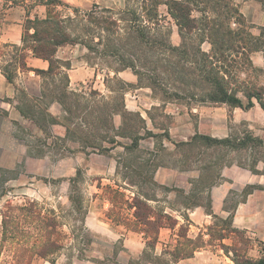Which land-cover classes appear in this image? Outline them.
I'll list each match as a JSON object with an SVG mask.
<instances>
[{
	"label": "rangeland",
	"instance_id": "rangeland-1",
	"mask_svg": "<svg viewBox=\"0 0 264 264\" xmlns=\"http://www.w3.org/2000/svg\"><path fill=\"white\" fill-rule=\"evenodd\" d=\"M10 1L0 0V25ZM38 1L17 0L16 5L25 4L31 12L36 11L35 14H38L40 6L34 8ZM76 1L77 5L64 4L57 7V11L65 18L74 15V8L88 11L94 5H99L103 8L119 10L127 3V0ZM234 2L237 4V0ZM160 13L163 20L173 28L172 40L178 44L180 42L178 29L170 18L166 5L160 7ZM194 15L199 16V13L195 12ZM26 26L27 23L24 24V28ZM232 27H238L234 20ZM250 31L255 35L260 34V30L256 28H251ZM73 47L76 49L68 52L67 56L76 55L75 61L81 64L79 68L82 69L78 75V82L73 87L74 91L96 90L104 96L112 95L105 82L109 71L101 66L96 67L97 69L91 67L86 62V50L80 46ZM204 49L209 50L210 46L206 44ZM65 53L67 51H61L59 56L62 58ZM20 54L10 46L1 48L0 66L3 68L11 57L14 59ZM71 64L73 67L72 62ZM110 76L114 74L110 73ZM118 77L127 83L137 84V76L130 70L120 73ZM17 81L21 85L20 79ZM248 81L264 87V70L249 72ZM110 88L114 90L117 86L115 83H110ZM170 105L175 106V115L166 118L165 113L168 114L167 107ZM45 106L48 108L47 104ZM126 106L129 111L139 112L147 120L148 128L154 133L159 134V128L168 127L175 142L186 141L196 133L223 139L245 131H249L264 142V111L257 103L250 110L234 109L227 105H194L188 108L179 104H167L164 111L159 95H154L152 90L131 88L126 94ZM49 109L61 122V107L52 104ZM121 121L120 117L116 118L118 126ZM153 124L156 129H153ZM3 125L5 135L1 139L3 151L0 152V222L4 216L13 211L14 222L7 225L14 226L20 231L19 233L25 234L26 238L16 242L7 241L2 236V226H0V264H45L42 258L36 256L41 251L37 248L39 242L37 228L52 223L54 219L58 233L56 239L62 246L58 252L48 257V260L54 261L55 264L127 262L128 264H175L180 261L175 260L171 255L176 246L184 252H190L195 245L207 247L206 251L213 253L211 256L215 258V264H234L232 257L235 250L241 256L247 254L251 258H256L262 251V243H260L264 237L262 219L256 218L253 223V216L245 215L243 220L249 221L251 229H236L235 233L230 231L236 227L224 220L228 218L229 213L235 214L241 202L248 198V192L264 189V150L242 152L223 150L210 156L212 162L223 160L225 166L221 169L219 166L215 167L206 176V184L214 182L208 189L200 190V192L205 190L201 196L204 198V204H207V192L211 195L213 189L220 185L229 188L223 205L228 216L216 215L219 219H214L213 216L207 219L205 223L207 225L202 228V233L193 244H190L187 240L190 238V223L183 219V222L178 221L180 223L178 227L174 222H171L172 226H167L164 221L165 228L174 229L171 233L166 231L164 233L166 236L161 235L158 228L159 213L173 215V218L176 215L171 211L188 215L184 210V199L179 197L176 191L190 192L201 187L197 181L199 169L210 159L204 160L200 151L195 157L186 156L184 159L176 155L175 146L167 140L164 144L168 151L162 154H159L157 139L142 140L140 153L150 161V169L143 173L141 181H137V184L132 186L124 178L126 170L120 167L118 174L115 168L120 153L123 152L121 147L106 154L90 153L91 151L82 153L76 151L68 142L64 143L57 139L58 136H64V129L58 125L53 126L49 123L45 130L42 129L43 131L35 124H9L5 120ZM254 159L261 160L257 168L259 174H253L240 165L241 163L251 165ZM159 164L164 167L159 168ZM78 171L82 174L81 181L73 188L70 181ZM247 178L255 180L254 190L247 189L248 185L241 184V180ZM69 197H72V200ZM137 200L149 206L148 212L142 210L140 213L145 218L152 217L155 223L150 227L139 224L134 217ZM79 204L83 206L82 210L78 209ZM259 208H262L261 211L264 213V204H259L256 200L248 207L247 213ZM89 214L93 222L101 223L103 226L108 225L107 235L93 233L87 227ZM256 228L260 230L259 233ZM191 230L194 235L198 232L195 228ZM221 235L227 238L221 240ZM25 239V243L22 244L21 240ZM129 244L137 246L133 249L136 251L131 252L126 247ZM20 246L22 248L24 246L21 252L17 250ZM33 246H36V250L32 248ZM27 247L33 250L28 252L30 249H26ZM139 248L141 250L143 248L142 254L137 251Z\"/></svg>",
	"mask_w": 264,
	"mask_h": 264
},
{
	"label": "trees",
	"instance_id": "trees-1",
	"mask_svg": "<svg viewBox=\"0 0 264 264\" xmlns=\"http://www.w3.org/2000/svg\"><path fill=\"white\" fill-rule=\"evenodd\" d=\"M16 1L11 0L7 8L16 5ZM234 1L127 0L125 7L119 10L94 5L88 11L74 8V15L64 18L57 11V7L64 5L61 0H39L34 8L44 6L46 17L36 15L31 19L29 9L22 47H12L21 54L2 71L7 80L14 84L19 69L29 70L26 64L28 53L34 58L47 61V71L32 69L41 77L40 95L31 97L19 89L18 109L22 116L41 131L49 123L60 126L64 129V136H58L57 139L73 145L78 152L106 154L121 147L123 152L117 160L116 171L119 174L120 167L126 170L124 178L135 186L137 181L142 180L143 173L150 169V161L140 153L141 141L146 138L157 139L159 154H162L168 151L164 142L170 141V135L168 127L159 128V134L154 133L139 112L127 109L126 94L129 89L149 88L154 95H159L163 110L167 104L188 108L194 105H227L234 109L250 110L257 102L264 111V87L248 81L249 72L264 70L256 68L252 61L254 53L264 54V28L259 29V35L253 34L250 29L255 27L247 25ZM257 1L264 8V0ZM162 5L167 6L168 14L178 29V44L172 40L173 28L161 16ZM195 12L199 16H195ZM233 20L237 28L232 27ZM206 44L210 46L209 50L204 49ZM68 46L82 47L86 50L88 65L95 69L101 66L109 71L105 82L112 95L104 96L96 90L77 92L70 88L68 71L72 64L58 57L59 49ZM129 70L137 76V84L127 83L118 77L120 73ZM110 73L114 76L111 77ZM110 83H115L117 88L111 89ZM50 104L61 107V122L50 112ZM117 117L122 120L119 126L116 124ZM165 117L169 118L170 115L165 113ZM153 129H156L155 125ZM172 143L177 156L191 158L200 151L206 161L211 155L223 150H264V142L249 131L223 139L196 133L187 142ZM260 161L254 159L251 165H240L253 174H259L257 168ZM217 166L219 169L224 167L223 160L215 163L210 159L202 165L197 180L201 184L199 189L176 191L184 199L185 210L203 207L214 219H219L213 214L210 193H206L207 204H204L201 196L212 186L214 181L205 183L206 176ZM160 167L164 166L159 164ZM81 177L78 171L70 181L71 187H76ZM252 187L248 185L246 188L254 190ZM202 188L205 190L200 192ZM252 193L248 192L247 196ZM69 199L72 200V197ZM135 206L134 217L139 224L150 227L155 223L152 217L145 218L140 213L142 210L149 211L148 204L137 200ZM78 209L82 210L83 206L79 204ZM12 212L2 219V236L7 241L16 242L26 236L14 226L8 227V223L14 222ZM183 217L189 222L188 215ZM233 219L234 215L230 213L224 222L233 224ZM164 221L167 226H172L171 222L178 224L171 215L159 213V231L166 227ZM37 231V248L41 251L36 256L55 264L48 260L50 255L62 247L56 239L58 233L55 219L52 223L39 226ZM236 231L233 227L230 232ZM226 238L225 235L220 236L221 240ZM187 240L190 244L194 243L190 238ZM25 241L21 240V243ZM203 247L195 245L192 251L184 252L176 246L171 255L177 261L190 259ZM32 248L36 250V246ZM32 248L26 249L31 252ZM17 250L23 251L24 246ZM232 260L234 264H264V244L259 259H252L247 254L241 256L235 250Z\"/></svg>",
	"mask_w": 264,
	"mask_h": 264
},
{
	"label": "crops",
	"instance_id": "crops-1",
	"mask_svg": "<svg viewBox=\"0 0 264 264\" xmlns=\"http://www.w3.org/2000/svg\"><path fill=\"white\" fill-rule=\"evenodd\" d=\"M61 1L67 5H77L78 3L76 0H61ZM237 5H238L240 13L243 15L247 24L251 26H255L256 29L264 28V8L261 2L257 0H237ZM39 9L40 10L38 14H35L37 13L36 11L35 12L30 11L31 19H34L36 15L39 16L40 18L46 17V8L44 6H40ZM28 12H29V8L25 4L13 5L7 8L3 21L1 22V25H0V47L2 49L7 46L22 47L24 24L26 20L28 19ZM75 49L76 48L73 46H68V47L61 48L58 51V57L61 60L70 61L73 63V67H71V70L68 71L69 78H70V88L72 90H74L73 87L75 83L78 82L77 81L79 77L78 75L80 71L82 70L81 68H79V65L81 64L75 61L77 60L76 55L67 56L69 55L68 52L74 51ZM61 51H67V53H65V55L62 58L59 56V53ZM12 61L13 59L11 57V60L7 61L6 65L8 63H12ZM252 61L256 68L264 69V54L262 52L254 53L252 55ZM0 64H1V61H0ZM26 64L29 70L23 71L19 69L17 72L18 77L16 78L14 84L10 83L3 74L2 70L6 65L3 68L0 66V152L3 151V145L1 143V139L5 135L4 125H3L5 120H7L9 124L10 123L17 124V125H26V124L32 125L33 124L29 119H26L24 116H22V114L20 113L18 109V106H19L18 96L20 92L19 89L24 90L31 97H38L41 92V77L37 73H35L33 70L35 69V70L47 71L49 69V63L42 59L34 58L32 57L31 53H28L26 55ZM18 79H20L22 86L17 81ZM174 111H175L174 105H170L169 107H167L168 115H175ZM4 114L6 117H4ZM178 114H180L179 109H178ZM169 135H170V130H169ZM191 138L192 136L186 141H181V142H187ZM169 142L171 143L175 142L172 140L171 135H170ZM176 143H180V142H176ZM115 168L117 169V166H115ZM241 184L244 186L254 185L255 180L251 178H247L245 180H241ZM228 189L229 188L222 187V185H220L219 187L213 189V191L211 192V199H212V205H213L212 210H214L213 211L214 215H220L222 217L228 216L227 210L223 208L224 202L228 195ZM256 200L259 204H264V190L254 191V193L250 194L245 201L241 202V205H239V207L237 208V211H235V214H234L233 225L236 227L235 229H242V230L251 229V227H249L250 226L249 221L246 222L245 220H243V217L245 215L253 216L252 218L253 223H255L256 218L257 220L262 219V221H264V213L263 211H261L262 208L261 209L259 208L258 210H252L251 213H247L248 207ZM171 212L176 215V217L174 218L175 220H177V222L178 221L183 222L185 220L181 212H178V211H171ZM186 212L190 220L189 223H190L191 229L195 228L198 231L194 235V232H192V230L190 229L189 237L192 240H196L197 237H199V235L202 233V228L205 225H207L205 224L207 223L206 220L209 218H212V215L207 213L203 207H196L191 210H186ZM90 215L91 214L88 215L87 227L93 233L107 235L109 232L107 228L108 225L103 226L101 223L99 224V223L93 222ZM0 226H2V221L0 222ZM177 226L178 227L180 226L179 222ZM172 230L173 229L171 228L169 229L162 228L160 230V233L161 235L166 236V234L164 233H166V231H169L171 233ZM256 231H258V233L260 232L258 228H256ZM260 243H262V245L264 244V237ZM126 247L132 252V251H136L133 249H135L137 246H134L133 244H129ZM206 248L207 247L201 248V251H197L194 257L190 259L180 260L179 262L175 264H182V263L215 264V258L213 259L211 256V254L213 255V253L210 254V252L206 251ZM137 251L139 252V254H142L144 250L143 248L142 250L139 248V250ZM261 252L259 253V256H257L256 258H252V259H259L261 257ZM217 258H220V257H217ZM225 258L229 259L227 256H225ZM43 261L45 262V264H48L49 262L45 259H43ZM49 264L51 263L49 262ZM89 264H92V263H89ZM124 264H128V262ZM148 264H152V263H148Z\"/></svg>",
	"mask_w": 264,
	"mask_h": 264
}]
</instances>
